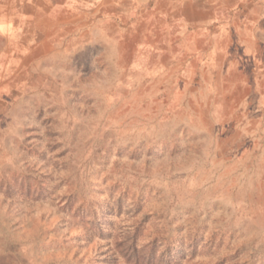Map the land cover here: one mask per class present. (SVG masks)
<instances>
[{
    "label": "rangeland",
    "instance_id": "374dc122",
    "mask_svg": "<svg viewBox=\"0 0 264 264\" xmlns=\"http://www.w3.org/2000/svg\"><path fill=\"white\" fill-rule=\"evenodd\" d=\"M155 59L65 46L0 81V264H264V105Z\"/></svg>",
    "mask_w": 264,
    "mask_h": 264
},
{
    "label": "crops",
    "instance_id": "0c3cea01",
    "mask_svg": "<svg viewBox=\"0 0 264 264\" xmlns=\"http://www.w3.org/2000/svg\"><path fill=\"white\" fill-rule=\"evenodd\" d=\"M127 41L158 69H180L183 92H247L243 103L264 105V0H0V81L65 46Z\"/></svg>",
    "mask_w": 264,
    "mask_h": 264
}]
</instances>
